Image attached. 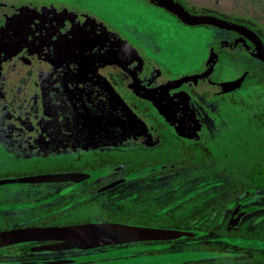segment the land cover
Returning a JSON list of instances; mask_svg holds the SVG:
<instances>
[{
  "label": "rangeland",
  "instance_id": "obj_1",
  "mask_svg": "<svg viewBox=\"0 0 264 264\" xmlns=\"http://www.w3.org/2000/svg\"><path fill=\"white\" fill-rule=\"evenodd\" d=\"M174 1L194 15L225 23L230 17L259 40L216 23H187L159 0H0V115L1 108L8 113L0 118V178L81 164L98 173L71 191L55 184L1 187L0 224L10 216L19 226L129 220L204 234L2 255L0 264L58 255L64 264H264V191L253 186L264 182V0ZM90 27L105 31L107 52L135 51L140 75L117 83L97 73L89 55L97 85L85 88L76 69H67L63 89L74 118L120 136L110 145L62 149L43 131L41 107L28 111L38 95L36 70L56 65L51 39ZM28 68L31 78L7 104ZM179 79L169 91L154 89ZM235 178L245 190L234 196L227 186ZM250 206L256 208L231 226V216Z\"/></svg>",
  "mask_w": 264,
  "mask_h": 264
},
{
  "label": "flooded vegetation",
  "instance_id": "obj_2",
  "mask_svg": "<svg viewBox=\"0 0 264 264\" xmlns=\"http://www.w3.org/2000/svg\"><path fill=\"white\" fill-rule=\"evenodd\" d=\"M188 12V10H186ZM189 13V12H188ZM192 14V13H190ZM194 15V14H192ZM177 16V15H176ZM223 20L229 21L231 24L235 25L236 27L234 29H239L240 31L242 30V33L247 35L250 39L252 40H259V37H257V34L250 29H245L243 27H239L240 25L239 22L237 21H232L230 17L223 18ZM227 22V23H229ZM237 24V25H236ZM220 30V29H219ZM226 33L230 34H235L237 35V32L235 30H225ZM107 40V35L104 30H98L97 28H84V29H79L74 33H68V34H62L55 36L53 39H51L50 42V54L54 58L56 65H46L43 67H38L36 70V81H37V86H38V95L37 97H34L33 100L37 99L39 97L40 91H39V83H38V75L41 70H51L54 75L58 77V83L55 85L54 89V95L57 98V93L60 91L65 95V98L67 99L69 106L64 107L63 105L60 104L59 108L63 109L68 112L66 116L62 118V125L66 128V142L63 143V141L59 138L58 134H56V139L52 137L54 142L60 146L62 149H68L73 146H80L82 148H90L95 145L98 146H105V145H110L113 142H116L119 139V132L116 133L113 130L110 131H95V124L94 123H83V119L81 116H77L74 118L73 113H74V106L72 105V102L70 98L68 97L66 91L63 89V81H62V75L64 72H66L67 69H71L74 67L75 72H76V79L79 84V87H85L88 88L90 86H95L97 85L96 83V75H91L90 71L87 70L86 66V59L88 56H92L96 60V70L97 73L100 72H105L106 77L112 78V81H117V83L120 84H126L129 82L132 78L133 75H140L138 74V70L140 62L138 61L137 54L135 51H131L132 49H126L125 47L122 48V50L119 52L115 53H109L107 52L108 49L105 46L106 43H108ZM72 41V42H71ZM106 42V43H105ZM250 43V41H248ZM252 44V42H251ZM69 45H72L70 47ZM115 45V44H114ZM104 50V51H103ZM106 50V51H105ZM130 52V56L126 55V51ZM44 55V51L40 52V57ZM126 56H129L128 59H125ZM123 60V62H122ZM66 64V65H64ZM79 65V66H78ZM142 65V64H140ZM34 69L33 68H28L25 73L19 77V83L14 87L15 94H10L12 96L11 98H16L18 95L19 91L23 88L24 84L27 82L28 79L31 78V75L33 74ZM179 83L171 85L172 82L176 81H162L160 82L159 85H157L154 89L158 91H169L171 90L175 85H178L181 83V79L177 80ZM148 85L149 82H146ZM170 84V85H168ZM168 85L167 87H165ZM99 87V86H98ZM97 87V88H98ZM103 91L105 89L101 88ZM97 90V89H96ZM94 89V91H96ZM10 98V99H11ZM30 104V106L32 105ZM21 107V106H20ZM38 107H41L40 105ZM100 107V106H98ZM28 110H32L29 109ZM99 110L94 109L93 110V115H95ZM109 116V113L105 115V117ZM42 117V115H41ZM61 120V118L58 117V121ZM117 127V126H115ZM43 129V128H42ZM44 131V130H43ZM58 132V131H57ZM46 133V132H45ZM48 134V133H47ZM49 135V134H48ZM60 135V134H59ZM88 165L81 164V165H76V167L72 171L76 172H82V171H88L93 173V176L89 179L83 180L80 183H75L73 181H63V182H51V183H30V184H19V185H39V184H55L59 186H66L64 187L63 191L66 190H73L78 188L80 185L86 183L87 181L91 180L94 176L98 175L97 172L95 171H90L87 170ZM70 171H41V172H35L31 174H38V173H47V172H70ZM24 175H29V174H24ZM20 176V175H17ZM12 177V176H10ZM5 187V186H3ZM2 187V188H3ZM256 208V206H255ZM242 210V209H241ZM16 216H10L4 219L1 224H0V232L6 231V230H11V229H16V228H26V227H36V226H61V225H69V224H61V223H32V224H26V225H16L17 224V219H15ZM107 221V220H104ZM83 222H88V221H83ZM83 222H77V223H83ZM71 224H76V223H71ZM54 241H46L45 243H52ZM44 242H39V241H27L23 243H18V244H13V245H7V246H1L0 247V256L2 255H17V254H31V253H38V254H45V253H65V252H71V251H84L82 249H72V250H64V251H52V252H47V251H39L37 250L38 245H42ZM146 243V242H145ZM124 245V246H128ZM133 245V244H131ZM116 246H121V245H116ZM106 247H111V246H106ZM106 247H101V248H106ZM98 249V248H94ZM87 250H92V249H87ZM60 255L54 257H48L47 259L41 258V259H26L25 264H64L65 262H56V260H65V258L59 257ZM67 261V259H66ZM71 261H74V263L78 262L76 259H72Z\"/></svg>",
  "mask_w": 264,
  "mask_h": 264
},
{
  "label": "water",
  "instance_id": "obj_3",
  "mask_svg": "<svg viewBox=\"0 0 264 264\" xmlns=\"http://www.w3.org/2000/svg\"><path fill=\"white\" fill-rule=\"evenodd\" d=\"M159 1L168 10L187 23L200 24L211 22L227 28L236 27L231 23H225L211 16L192 15L185 9L181 8L174 0ZM69 46L72 47V45ZM261 52L262 60L264 61V48L261 49ZM179 82H172L171 85ZM92 176L93 173L88 171H70L2 177L0 178V188L11 184L51 183L63 181L80 183ZM256 200L257 199L253 198L250 201ZM240 204L242 205L243 202ZM253 209H255V206L243 208L236 215L235 222L237 223L244 215L248 214ZM203 234L204 231L194 228L134 224L115 220L88 221L61 226H36L2 231L0 232V247L27 241H42L44 243L42 245H38L37 250L59 252L72 249L87 250L142 242L176 241L184 238H196ZM46 241L54 242L45 243ZM63 261L64 260H56L58 263Z\"/></svg>",
  "mask_w": 264,
  "mask_h": 264
},
{
  "label": "trees",
  "instance_id": "obj_4",
  "mask_svg": "<svg viewBox=\"0 0 264 264\" xmlns=\"http://www.w3.org/2000/svg\"><path fill=\"white\" fill-rule=\"evenodd\" d=\"M264 66V63H263ZM38 83H39V97L35 100H33L32 105H29V109H32L34 111L37 110L38 106H41V115H42V128L44 132L48 133L51 137H54L56 139V134H58L59 138L64 142L67 143L66 141V136L65 134L67 133L66 128L62 125V118L68 114V112L65 110V108L60 109L59 106L60 104L63 105L64 107H68L69 103L67 99L65 98V95L62 92H58L57 98L54 95V89L55 85L58 83V77L57 75L55 76L54 73L48 69L47 70H41L39 75H38ZM14 98H11L8 100L7 104H12L14 102ZM13 111H17L16 106H12ZM29 111V110H28ZM7 111L6 109L1 108V115L0 118L3 119L7 117ZM58 117L61 118V120L58 121ZM58 131V132H57ZM10 143H13L12 137L9 139ZM236 181H232L227 187L231 189V193L235 196L240 193H242L245 188L242 184H239L237 182V178H235ZM254 188H258L260 190L264 191V182L263 184L260 185H253ZM236 212L231 216L229 223L231 226H236L237 223L235 222V216ZM104 221V220H102ZM123 222H128V223H134V224H141V223H135V222H130L129 220H121ZM58 224V223H56ZM149 225V224H147ZM182 228V227H180ZM145 243V242H142ZM149 243V242H148ZM139 243H134L133 245H136ZM131 245V244H129ZM123 246V245H121Z\"/></svg>",
  "mask_w": 264,
  "mask_h": 264
},
{
  "label": "bare ground",
  "instance_id": "obj_5",
  "mask_svg": "<svg viewBox=\"0 0 264 264\" xmlns=\"http://www.w3.org/2000/svg\"><path fill=\"white\" fill-rule=\"evenodd\" d=\"M126 52H127L126 55H129V56L131 55L130 52H129L128 50H127ZM129 56H126L125 59H128ZM122 62H123V60H122Z\"/></svg>",
  "mask_w": 264,
  "mask_h": 264
}]
</instances>
